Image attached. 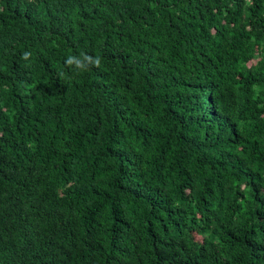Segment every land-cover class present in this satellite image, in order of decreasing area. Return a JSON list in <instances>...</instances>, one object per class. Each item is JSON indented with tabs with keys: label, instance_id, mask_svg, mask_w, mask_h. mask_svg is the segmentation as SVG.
<instances>
[{
	"label": "trees",
	"instance_id": "1",
	"mask_svg": "<svg viewBox=\"0 0 264 264\" xmlns=\"http://www.w3.org/2000/svg\"><path fill=\"white\" fill-rule=\"evenodd\" d=\"M0 264H264V0H0Z\"/></svg>",
	"mask_w": 264,
	"mask_h": 264
},
{
	"label": "clouds",
	"instance_id": "2",
	"mask_svg": "<svg viewBox=\"0 0 264 264\" xmlns=\"http://www.w3.org/2000/svg\"><path fill=\"white\" fill-rule=\"evenodd\" d=\"M30 55V52H25L22 58L27 60ZM66 64L70 67L74 65L77 69L87 70L89 65L94 64L98 67L100 64V59L99 57L93 58L91 56L81 54L80 57L69 56L66 60Z\"/></svg>",
	"mask_w": 264,
	"mask_h": 264
}]
</instances>
